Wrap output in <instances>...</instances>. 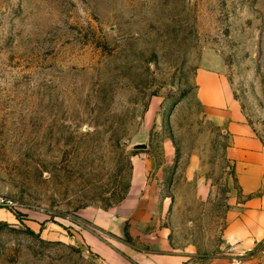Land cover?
I'll use <instances>...</instances> for the list:
<instances>
[{
  "label": "rangeland",
  "instance_id": "rangeland-1",
  "mask_svg": "<svg viewBox=\"0 0 264 264\" xmlns=\"http://www.w3.org/2000/svg\"><path fill=\"white\" fill-rule=\"evenodd\" d=\"M199 68L264 145V0H0V264H264Z\"/></svg>",
  "mask_w": 264,
  "mask_h": 264
},
{
  "label": "crops",
  "instance_id": "crops-1",
  "mask_svg": "<svg viewBox=\"0 0 264 264\" xmlns=\"http://www.w3.org/2000/svg\"><path fill=\"white\" fill-rule=\"evenodd\" d=\"M196 80L199 98L207 108L208 117L214 124L223 127L230 138L227 153L236 163L244 191L246 193L263 191L262 194L248 200L244 217L230 223L226 230V239L232 243L248 240L251 236L254 239V233L251 231L260 228V217L264 215V145L246 120L240 103L234 97L223 75L199 68ZM128 201L129 196L119 206H125ZM187 258L186 254H177L162 261L163 264H185ZM207 264L234 262L230 257L221 256L210 259Z\"/></svg>",
  "mask_w": 264,
  "mask_h": 264
},
{
  "label": "water",
  "instance_id": "water-1",
  "mask_svg": "<svg viewBox=\"0 0 264 264\" xmlns=\"http://www.w3.org/2000/svg\"><path fill=\"white\" fill-rule=\"evenodd\" d=\"M131 147L136 150H145L149 147V145H148V142L145 141L141 143H134Z\"/></svg>",
  "mask_w": 264,
  "mask_h": 264
},
{
  "label": "built area",
  "instance_id": "built-area-1",
  "mask_svg": "<svg viewBox=\"0 0 264 264\" xmlns=\"http://www.w3.org/2000/svg\"><path fill=\"white\" fill-rule=\"evenodd\" d=\"M7 204H8V201L4 197L0 196V206H4Z\"/></svg>",
  "mask_w": 264,
  "mask_h": 264
}]
</instances>
